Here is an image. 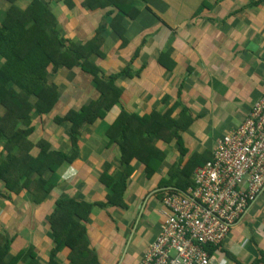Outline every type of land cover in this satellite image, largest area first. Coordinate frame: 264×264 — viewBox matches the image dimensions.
Returning a JSON list of instances; mask_svg holds the SVG:
<instances>
[{"label": "crops", "instance_id": "obj_1", "mask_svg": "<svg viewBox=\"0 0 264 264\" xmlns=\"http://www.w3.org/2000/svg\"><path fill=\"white\" fill-rule=\"evenodd\" d=\"M43 1L62 34L78 45L93 39L110 10H91L83 5L86 0ZM14 4L24 11L31 0ZM148 5L151 11L122 21L124 42L111 28L112 17L107 19L104 58L92 56L90 61L102 82L117 76L114 85L121 96L103 119L79 130L77 150L73 124L57 119L90 105L100 93L93 78L79 68L61 66L50 75L58 100L50 114L34 118L29 155L43 157L42 145L46 153H62L69 160L58 161L54 172L44 171L43 179L53 188L41 203L26 191L10 200L0 198V231L12 242L7 261L30 251L19 264H71L69 247L56 250L49 219L57 204L74 201L90 208L85 217L74 215L82 225L78 235L87 236L89 263L138 264L160 234L163 191L178 185L172 168L182 169L194 156L211 159L217 141L240 126L262 97L264 0H149ZM11 6L9 0H0V24ZM122 109L139 117L171 111L172 118H178L185 112L191 122L178 131L185 155L177 139L168 138L156 144L164 159L151 176L142 162L135 158L130 162L133 172L117 188L123 190V204L117 205L110 197L122 182L125 165L107 134ZM196 166L183 185L192 183ZM261 253L264 191L214 253L211 264H253Z\"/></svg>", "mask_w": 264, "mask_h": 264}, {"label": "trees", "instance_id": "obj_2", "mask_svg": "<svg viewBox=\"0 0 264 264\" xmlns=\"http://www.w3.org/2000/svg\"><path fill=\"white\" fill-rule=\"evenodd\" d=\"M9 1L12 6L0 24V59L3 61H0V112L3 111L0 114V145L3 146L0 153V198L10 200L13 195L26 191L35 197L37 203H41L53 188L51 181L43 179L44 171L54 172L58 161L69 158L62 153L48 154L42 145L43 157L32 158L29 155L33 148L29 136L33 131L34 118L50 114L58 100V87L50 81V75L57 73L61 66L67 70L79 68L93 78L100 93L99 98L90 105L57 119V123L68 121L73 124L72 143L77 150L79 130L103 119L107 111L119 104L121 96V91L114 85L117 76L111 77L107 83L102 82L98 68L90 61L92 56L104 58L107 19L112 17L111 28L124 42L122 21L134 20L142 11L151 10L149 0H86L83 5L91 10H110L93 39L78 45L62 34L57 18L43 0H31L24 11L15 6V0ZM183 113L178 118H172L171 111L163 115L151 113L139 117L122 109L107 134L109 142L119 147L121 161L125 165L124 177L115 186L111 203L123 204V190L117 188L123 187L133 172L130 162L134 158L145 165L147 176L157 170V165L164 159V153L156 147L159 141L176 138L181 155L186 154L178 131L187 128L191 121ZM200 158L194 156L180 170L172 168V179L178 184L175 189L186 191L194 185L193 181L189 185L187 182L186 186L183 184L197 164L200 167L210 160ZM106 176L104 174L101 180L105 181ZM89 213L90 208L84 204L69 201L57 204L49 219L56 250L62 246L69 247L71 264H96L89 263L91 252L87 236L85 232L78 235L82 225L74 216L85 217ZM11 243L6 234L0 231V264H19L30 256V251H21L7 261ZM253 264H264V253Z\"/></svg>", "mask_w": 264, "mask_h": 264}, {"label": "built area", "instance_id": "obj_3", "mask_svg": "<svg viewBox=\"0 0 264 264\" xmlns=\"http://www.w3.org/2000/svg\"><path fill=\"white\" fill-rule=\"evenodd\" d=\"M186 191L166 189L160 234L138 264H211L264 191V93L216 143Z\"/></svg>", "mask_w": 264, "mask_h": 264}, {"label": "rangeland", "instance_id": "obj_4", "mask_svg": "<svg viewBox=\"0 0 264 264\" xmlns=\"http://www.w3.org/2000/svg\"><path fill=\"white\" fill-rule=\"evenodd\" d=\"M66 36V35H65ZM67 37V36H66ZM69 38V37H68Z\"/></svg>", "mask_w": 264, "mask_h": 264}]
</instances>
